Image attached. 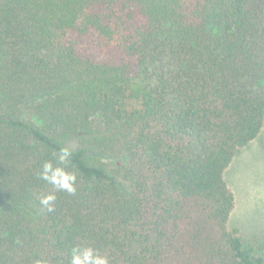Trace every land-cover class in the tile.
<instances>
[{"label":"trees","instance_id":"1","mask_svg":"<svg viewBox=\"0 0 264 264\" xmlns=\"http://www.w3.org/2000/svg\"><path fill=\"white\" fill-rule=\"evenodd\" d=\"M263 118L264 0H0V264H264L223 178Z\"/></svg>","mask_w":264,"mask_h":264},{"label":"rangeland","instance_id":"2","mask_svg":"<svg viewBox=\"0 0 264 264\" xmlns=\"http://www.w3.org/2000/svg\"><path fill=\"white\" fill-rule=\"evenodd\" d=\"M223 178L233 194L227 228L264 244V118L258 135L236 150Z\"/></svg>","mask_w":264,"mask_h":264},{"label":"clouds","instance_id":"3","mask_svg":"<svg viewBox=\"0 0 264 264\" xmlns=\"http://www.w3.org/2000/svg\"><path fill=\"white\" fill-rule=\"evenodd\" d=\"M55 155L57 162L54 164L52 161H45L39 172L40 179L52 185L53 188L52 192L40 197V204L49 212L54 210L55 192H67L74 195L77 191V172L69 171L66 167L72 150L62 147ZM37 264H41V262H37ZM70 264H110V260L107 256L100 255L90 245H78L71 249Z\"/></svg>","mask_w":264,"mask_h":264}]
</instances>
